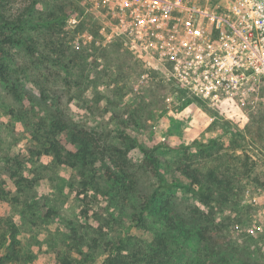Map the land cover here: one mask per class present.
<instances>
[{"label": "rangeland", "instance_id": "1", "mask_svg": "<svg viewBox=\"0 0 264 264\" xmlns=\"http://www.w3.org/2000/svg\"><path fill=\"white\" fill-rule=\"evenodd\" d=\"M1 6L11 20L24 13V27L0 26L12 39L3 55L8 75L0 81V186L13 188L0 208V233L9 236L0 264L64 257L101 264L121 241L153 240L158 215L141 226L134 218L146 199L152 208L168 202L182 219L178 260L204 257L212 245L197 237L204 231L227 264H264V98L254 99L252 110L243 98L247 88L242 99L217 105L163 99L164 87L137 88L141 71L119 44L102 48L82 38L101 36L86 0H0ZM63 15L78 19V32L69 22L54 29ZM57 122L93 133L99 148L90 165L60 167L39 155ZM56 134L71 147L67 131ZM147 155L177 186L160 185ZM213 170L231 186L219 187L213 195L219 201L207 207L193 179L205 182Z\"/></svg>", "mask_w": 264, "mask_h": 264}, {"label": "built area", "instance_id": "2", "mask_svg": "<svg viewBox=\"0 0 264 264\" xmlns=\"http://www.w3.org/2000/svg\"><path fill=\"white\" fill-rule=\"evenodd\" d=\"M102 48L119 44L163 99L217 105L264 80V0H86ZM79 40L76 48L80 49ZM250 233H254L250 229Z\"/></svg>", "mask_w": 264, "mask_h": 264}, {"label": "trees", "instance_id": "3", "mask_svg": "<svg viewBox=\"0 0 264 264\" xmlns=\"http://www.w3.org/2000/svg\"><path fill=\"white\" fill-rule=\"evenodd\" d=\"M35 3V2H34ZM0 8V26L4 28V30L11 31L14 28L22 29L24 26V13H20L15 20H11L6 17L7 15L4 13V6ZM56 23L54 25L55 28L63 29L64 25H61L62 22H69V24L73 25V29L75 31H79V22L78 19L74 18V16H69L67 20V15H63L61 19H55ZM60 22H59V21ZM58 22V23H57ZM71 25V26H72ZM59 29L57 32H59ZM23 30V29H22ZM54 30V34H57ZM79 34V33H78ZM2 39L0 40V81H5L8 75L7 65L4 62L3 55L4 47L6 44L10 43L12 39L9 37L10 34H6L5 32H0ZM264 80L254 81L251 83V86L247 85L248 91L245 92L243 98L250 99L251 110L255 108L254 99H263L264 94ZM262 86V87H261ZM262 91V92H261ZM262 94V95H261ZM190 101L191 99H184ZM196 100V99H195ZM199 100V99H198ZM197 100V101H198ZM256 104V102H255ZM227 125L226 122H223ZM55 130L51 135H48V139L45 141V146L40 150L39 155H48L51 156L54 162L60 167H75L78 162H80L83 166H88L93 162V157L95 155V151L99 148L97 146V141L93 133H91L88 129L81 127L75 129H67L65 126H60V123H55ZM67 131V137L69 139V145L71 147H64L60 142V138L56 134L57 132ZM74 160L73 163L71 160ZM145 162L147 166L159 176L160 185L163 188L171 189L177 186L176 183H168L164 180V178L160 177L158 174L157 161L154 157L147 155ZM254 169L252 165L248 172ZM216 171H210L207 174V180L204 182L200 177H194L193 182L199 185V190L204 196L202 202H204L205 206H210L212 200L219 201V198L213 197L216 193V190L220 187H223L224 184L231 186L230 179L228 180L224 176H219ZM228 180V181H227ZM86 182V181H85ZM204 182V184H202ZM8 182L6 181V184ZM9 184V183H8ZM87 184V183H85ZM11 186V185H10ZM225 186V185H224ZM12 189H8L6 187L2 188L0 186V208L4 198L7 195H10ZM149 200H145L142 203V209L140 214L135 216V220L138 225H143L147 223L148 218H154V215H158L155 217V220L158 221L160 227H157L155 231H153L154 238L150 242L142 241L140 245L131 244L129 241H121V247H119L116 251L111 250L109 254L106 256L104 261L101 264H223L226 262L224 256L221 259L219 252L217 251V242L209 239L206 236L204 231H198L196 233L197 237L200 241L204 243H212L210 246V250L202 257L200 254H196L194 256L189 255L185 261L178 260L177 254L179 249L182 247L179 244L178 238L176 237V232H182V219L177 218V215L172 212L168 207V202L160 205H153ZM87 212H85L86 214ZM212 213V210H210ZM178 220V222H177ZM11 244H14V233L16 232L15 225H11ZM99 228H102L100 226ZM208 228V227H206ZM210 229V228H209ZM209 231V230H208ZM184 233V232H183ZM227 236H222L221 238H226ZM9 238L7 235L0 233V255H1V246L5 243L6 239ZM228 246H232L231 241H226ZM96 244L94 247L96 248ZM125 251V252H123ZM8 260V258H6ZM228 262V261H227ZM226 262V264H227ZM54 264H84L81 261H70L68 258L64 257L61 260H55Z\"/></svg>", "mask_w": 264, "mask_h": 264}]
</instances>
